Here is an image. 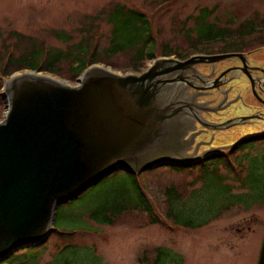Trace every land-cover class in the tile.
<instances>
[{"label":"rangeland","instance_id":"1","mask_svg":"<svg viewBox=\"0 0 264 264\" xmlns=\"http://www.w3.org/2000/svg\"><path fill=\"white\" fill-rule=\"evenodd\" d=\"M115 3L143 11L154 39L156 58L164 43L181 49L189 45L187 38L204 40L207 25H211L212 33L221 31L220 27L232 32L264 27V0H0V53L7 42L15 39L8 34L10 31L60 49L94 31L96 36L99 34L98 48L102 47L110 29L105 14ZM204 8L212 10L207 13ZM53 31L68 34L69 39L61 41ZM262 44L256 42L255 46ZM259 50L256 58L264 60V47ZM129 55L119 52L102 57L107 64L96 66L119 74H138L154 60L143 57L132 63ZM58 69L63 78H53L68 85L77 83L79 75H69L64 63ZM21 72L29 70L13 73ZM4 81L0 79V120L5 113L1 97ZM239 92L241 102H254L245 95L241 81L233 83L230 96ZM233 101L227 113L244 112L242 103ZM237 128L208 130L193 136L184 152L195 157V165L162 164L136 172L137 166L129 171L132 174L119 170L101 178L56 207L52 226L59 232L74 231L71 235L51 232L43 244L18 253L23 252L21 258L34 254L33 264H58L66 259H70V264H256L264 234V139L238 143L222 157L238 137ZM178 134L174 131L175 146ZM166 142L159 152L151 154L157 157L170 151ZM213 153H220L219 162L211 159L196 165L199 157ZM166 156L170 157L165 154L163 158ZM172 185L179 194L175 209L163 193ZM122 192L129 195L130 201L137 200L136 192L142 193L159 221L150 223L144 212L135 209L112 217V224L99 223L88 216L94 202ZM120 202L116 199L113 204ZM174 214L178 222L174 221Z\"/></svg>","mask_w":264,"mask_h":264},{"label":"water","instance_id":"2","mask_svg":"<svg viewBox=\"0 0 264 264\" xmlns=\"http://www.w3.org/2000/svg\"><path fill=\"white\" fill-rule=\"evenodd\" d=\"M227 55H194L138 73L92 65L75 85L38 72L5 79L0 120V261L49 235L56 207L116 169L172 164L158 151L174 113L158 96L161 73ZM157 152V153H158ZM177 165V164H176ZM256 264H264V234Z\"/></svg>","mask_w":264,"mask_h":264},{"label":"trees","instance_id":"3","mask_svg":"<svg viewBox=\"0 0 264 264\" xmlns=\"http://www.w3.org/2000/svg\"><path fill=\"white\" fill-rule=\"evenodd\" d=\"M211 10L207 11L205 8L203 9V11L207 13ZM105 21L110 25V29L106 45L102 47L99 46L100 49L98 48L97 42L99 34L96 36L97 33L94 31L90 32L86 37H82L68 44L64 49L48 46L44 40L36 42V38L10 31L8 34L15 39L14 41L7 42L3 52L0 53V79L4 80L8 78L15 71L26 70L45 72L50 76H55L60 79L63 78L58 69L61 63L66 65L65 70L69 75L78 76L89 66L107 64L102 57H111L119 52H129L130 61L132 63L139 62L143 57L149 59L155 58L156 54L153 51L154 39L151 36L148 19L143 11L134 8H126L122 4L115 3L105 14ZM91 28H94L92 24L89 25L90 30H92ZM96 28L97 27H95V29ZM210 28L211 25L204 27V34L206 33L205 36H207L204 40H201V38H187L185 40L189 45L181 49L171 47L166 43L162 44L163 46L159 56L173 55L176 58H184L194 52L211 53L226 50H239L255 44L256 42H264V27L259 30L250 27L243 30H235L233 32L227 27H220L222 30L215 33H212ZM52 34L61 41L69 39L68 34L61 33L60 31H53ZM198 45H208L210 47L206 46L198 49ZM16 50L17 54L15 55L14 53ZM130 66L134 65L131 64ZM217 162H219V159H217ZM165 165L170 167H182L189 164ZM119 170L120 169H116L115 171ZM124 172L132 174L129 171ZM176 192L173 185L163 191L164 194H167V196L165 195V200L167 199L169 206H172L174 209V203L179 197L178 192ZM136 193L137 200L135 201H130L128 198L129 195L123 192L116 196L109 197L104 201L98 200L93 203L94 207L89 210L88 216L99 223L112 224V217L119 215L125 210L135 209L144 212L150 223L159 221L143 194L140 192ZM116 199L121 202L113 204ZM173 219L175 222H178L177 215L175 216L174 214ZM188 224L186 223V225ZM198 225L199 224H196V226ZM51 232L56 233L58 236H63L71 235L74 231L59 232L52 226L50 233ZM45 241L46 239L41 244ZM27 249H33V247H27L13 252L6 259L0 261V264H33L31 260L35 259L34 254L29 253L26 257L21 258L23 252L18 253V251ZM66 260H68V264H70V259ZM66 260L63 262L61 261L62 264H64Z\"/></svg>","mask_w":264,"mask_h":264},{"label":"flooded vegetation","instance_id":"4","mask_svg":"<svg viewBox=\"0 0 264 264\" xmlns=\"http://www.w3.org/2000/svg\"><path fill=\"white\" fill-rule=\"evenodd\" d=\"M209 45V44H208ZM206 45L207 47H210ZM264 45V44H262ZM246 46L239 50L217 52H194L184 58H174L163 64L164 68L174 66L172 60L183 61L194 55H227L211 62L184 63L179 68L161 73L156 79L164 80L158 96L168 102L174 113L167 120L166 147L170 151L162 152L170 158L172 164H194L195 157L184 152L193 136L206 134L208 130H223L238 127V137L231 147L245 141L264 139V60L256 58L264 46ZM198 45V49L206 47ZM167 57V56H164ZM168 64V65H167ZM243 83L245 95L251 96L254 102H241L240 92L233 97L230 90L233 83ZM231 97V98H230ZM242 103L244 112L230 115L227 112L232 102ZM254 127L248 130L246 127ZM210 127L218 129H209ZM240 128V129H239ZM174 131H178L177 146H175ZM175 149V150H174ZM229 148L225 149L222 157L226 156ZM174 150V151H173ZM172 154H169L168 152ZM215 156H212V155ZM206 154L199 157L196 165L205 161L218 159L220 153ZM183 161H174L175 158ZM212 158H205V156ZM190 157V158H189ZM193 159L192 161H190ZM192 163V164H191ZM195 165V164H194Z\"/></svg>","mask_w":264,"mask_h":264}]
</instances>
